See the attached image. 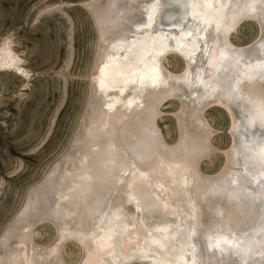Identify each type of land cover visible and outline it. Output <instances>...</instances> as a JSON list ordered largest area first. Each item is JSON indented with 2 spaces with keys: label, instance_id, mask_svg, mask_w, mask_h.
Returning <instances> with one entry per match:
<instances>
[{
  "label": "bare ground",
  "instance_id": "1",
  "mask_svg": "<svg viewBox=\"0 0 264 264\" xmlns=\"http://www.w3.org/2000/svg\"><path fill=\"white\" fill-rule=\"evenodd\" d=\"M261 2L88 1L98 45L87 108L69 149L1 236L0 264H67L70 239L85 247L78 264H264ZM245 21L259 33L239 45L231 35ZM173 51L180 71L164 63ZM5 63L18 67L3 48ZM170 100L179 103L173 142L158 122ZM214 106L228 111L231 140L222 166L205 172L217 149L205 115ZM42 219L57 226L47 245L33 236ZM122 236L126 250L117 248Z\"/></svg>",
  "mask_w": 264,
  "mask_h": 264
},
{
  "label": "rangeland",
  "instance_id": "2",
  "mask_svg": "<svg viewBox=\"0 0 264 264\" xmlns=\"http://www.w3.org/2000/svg\"><path fill=\"white\" fill-rule=\"evenodd\" d=\"M88 1L0 0V51L10 50L20 67L0 65V238L22 210L31 188L69 149L87 108L98 45ZM258 33L256 22L245 21L231 39L245 45ZM164 63L175 71L184 67L183 57L175 51L165 56ZM178 104L168 101L158 118L171 142L178 134L174 113ZM205 115L217 130L213 142L218 150L201 167L215 172L230 144V116L220 106L207 108ZM56 229L54 221L42 219L33 236L47 245ZM126 241L120 238L118 250L128 248L131 241ZM84 249L78 239H70L62 246V257L67 264H78ZM129 263L146 264L136 259Z\"/></svg>",
  "mask_w": 264,
  "mask_h": 264
},
{
  "label": "snow or ice",
  "instance_id": "3",
  "mask_svg": "<svg viewBox=\"0 0 264 264\" xmlns=\"http://www.w3.org/2000/svg\"><path fill=\"white\" fill-rule=\"evenodd\" d=\"M249 7L254 9L256 7V5H255V3H252L249 5ZM260 7L262 10H264V0H262ZM227 30H230V29H227ZM191 35H192V33L190 32L189 36H191ZM259 113H260L261 118L264 119V101H262L260 106H259ZM150 138L152 141L158 142V136L156 135V133L154 131L150 133ZM258 156H259V160L261 163V167L264 168V147H261V149L258 153ZM140 162L143 163L142 160ZM257 183H259L261 185V187L264 188V180H258ZM226 223H228V222L226 221ZM237 227H238V225H237ZM250 242L254 243V240H251ZM221 251H223V249H221ZM237 264H239V262H237Z\"/></svg>",
  "mask_w": 264,
  "mask_h": 264
}]
</instances>
